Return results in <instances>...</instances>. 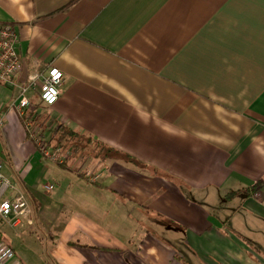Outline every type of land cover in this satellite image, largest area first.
I'll use <instances>...</instances> for the list:
<instances>
[{"label":"crops","instance_id":"obj_1","mask_svg":"<svg viewBox=\"0 0 264 264\" xmlns=\"http://www.w3.org/2000/svg\"><path fill=\"white\" fill-rule=\"evenodd\" d=\"M0 22L24 65L0 79L3 172L33 208L3 222L20 263L264 264V0H0ZM52 66L58 101L27 92L39 135L70 126L158 174L40 152L15 104Z\"/></svg>","mask_w":264,"mask_h":264},{"label":"built area","instance_id":"obj_2","mask_svg":"<svg viewBox=\"0 0 264 264\" xmlns=\"http://www.w3.org/2000/svg\"><path fill=\"white\" fill-rule=\"evenodd\" d=\"M18 33L11 23L0 22V79L15 77L23 70V62L17 52ZM64 73L57 66H52L46 74H31L21 88V94L15 104L18 113L24 120L30 138L36 143L44 156L52 160H63L61 148L53 149L34 128L32 109L33 102L27 95L30 88L39 85V97L44 105L55 104L61 93ZM66 157V156H65ZM4 163L0 160V221L11 226H25L33 215L32 204L28 196L10 181L3 172ZM53 184L45 185L46 190H53ZM0 264H22L16 256L13 247L0 238Z\"/></svg>","mask_w":264,"mask_h":264},{"label":"trees","instance_id":"obj_3","mask_svg":"<svg viewBox=\"0 0 264 264\" xmlns=\"http://www.w3.org/2000/svg\"><path fill=\"white\" fill-rule=\"evenodd\" d=\"M92 138L85 135L84 133L75 130L70 126L60 125L56 133L50 139V146L53 149H58L63 146H70L73 150V155H79L86 149H88L89 154H96V153H104V157L113 153L117 154L120 158H122L128 165L143 171L145 173L150 174H158L159 170L156 167L150 166L135 157L126 154L120 153L118 150L114 149L113 147L107 146L99 140H96L94 143L91 142ZM107 151H105V149ZM115 152V153H114ZM119 152V153H118ZM100 155H97L99 157ZM101 157V156H100Z\"/></svg>","mask_w":264,"mask_h":264},{"label":"rangeland","instance_id":"obj_4","mask_svg":"<svg viewBox=\"0 0 264 264\" xmlns=\"http://www.w3.org/2000/svg\"><path fill=\"white\" fill-rule=\"evenodd\" d=\"M61 149L63 150L64 155L66 154L65 155L66 157L64 156L63 160H56V161L63 162L64 160L67 159L68 156H71V155L73 156V150L71 149L70 146H63V147H61ZM87 150L88 149H86L85 151L87 152ZM83 163H87V162H83ZM56 165H58V164H56ZM58 167L63 169L62 166L58 165ZM222 200H223V203H221L220 205H222V204L226 205V206H224V211L228 215L232 211V208H233L232 206L234 205V203H236V201L235 200L234 201L229 200V199H227V197L223 198ZM215 214H218V213L215 211ZM0 238L2 240H4L6 243L12 244L14 246H16L18 244V242H17L18 239L23 241L22 238L13 234V232L9 229V227L1 221H0ZM24 243L26 244V242H24ZM19 250L20 249H17V252H18L17 255L23 259V262H22L23 264H44V259L42 257H40V255H37L35 253H19Z\"/></svg>","mask_w":264,"mask_h":264}]
</instances>
